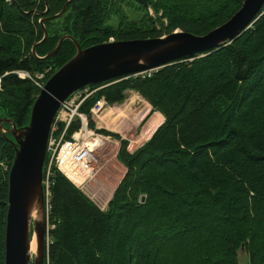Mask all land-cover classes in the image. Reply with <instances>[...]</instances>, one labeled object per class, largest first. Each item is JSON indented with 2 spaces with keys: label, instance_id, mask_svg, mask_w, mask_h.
<instances>
[{
  "label": "trees",
  "instance_id": "trees-1",
  "mask_svg": "<svg viewBox=\"0 0 264 264\" xmlns=\"http://www.w3.org/2000/svg\"><path fill=\"white\" fill-rule=\"evenodd\" d=\"M67 1L0 0V118L28 124L41 87L13 71L36 75L51 66L45 83L76 53L75 42L65 39L55 54L39 58L64 35L88 47L175 30L206 34L244 0H133L144 11L141 23L125 20L117 5L121 0H72L63 14L51 18ZM113 16L120 19L117 27L110 23ZM45 17L48 35L35 54ZM89 86L98 89L81 106L88 117L98 98L122 103L131 89L164 121L134 152L127 139L114 134L121 139L118 158L127 170L107 209L52 166L47 221L55 227L46 264H242V244L249 264H264V8L251 27L221 47L150 76ZM78 126L74 122L66 136ZM5 127L10 123L0 124V264H5L15 155ZM48 162L49 156L45 175Z\"/></svg>",
  "mask_w": 264,
  "mask_h": 264
},
{
  "label": "water",
  "instance_id": "water-1",
  "mask_svg": "<svg viewBox=\"0 0 264 264\" xmlns=\"http://www.w3.org/2000/svg\"><path fill=\"white\" fill-rule=\"evenodd\" d=\"M70 1L72 0H68L62 10L51 17L63 14ZM263 8L264 0H244L227 21L206 34L175 30L160 37L110 40L88 47H82L72 35H64L51 52L39 57L45 59L55 54L65 39H72L77 46L76 53L44 83L31 106L28 124L18 126L10 118H0V124L10 123V127H5L7 131H2L15 147L9 170L5 264H46L48 211L45 165L52 124L62 102L75 91L89 87L90 84L157 69L221 47L251 27ZM48 10L47 7L41 13L45 14ZM47 18L49 17L40 18V22L43 24ZM43 28L44 36L33 48L35 54L37 45L43 43L48 35L44 24ZM35 209L39 212L37 218L32 216ZM34 236L37 251L32 254L30 250ZM242 246L245 247V244Z\"/></svg>",
  "mask_w": 264,
  "mask_h": 264
},
{
  "label": "rangeland",
  "instance_id": "rangeland-1",
  "mask_svg": "<svg viewBox=\"0 0 264 264\" xmlns=\"http://www.w3.org/2000/svg\"><path fill=\"white\" fill-rule=\"evenodd\" d=\"M132 1L133 0H121L117 5L120 6L126 21L141 23L144 11ZM119 21V18L113 16L110 23L117 27ZM43 71L44 72H38L36 75L31 73V75H35V79H37L39 75H43L44 81L45 77L51 72V66L45 68ZM126 93L127 98L124 102L113 105L109 104L100 116L89 115L91 116L89 117V121L91 119L94 124L92 126L99 132L107 135L108 140L104 146L97 150V163L95 162V164H97V171L94 178L83 187L79 188L90 196L97 205L101 208L103 207V209L108 208L114 190L127 170V167L118 158V153L122 145L121 139L114 134L119 135L122 139H127L129 142L127 147L128 150L134 152L148 140V137H150L153 130H155V127L152 129H150V127L153 124H157L158 127L162 123L161 117H164L161 112L153 110L149 101L136 90L128 89ZM155 112L157 117H152ZM149 122H151V124L147 129L146 125H148ZM48 154L49 153H47V156ZM238 257L242 264H249L250 259L245 247L241 246L239 248ZM33 259L34 255L32 256V261Z\"/></svg>",
  "mask_w": 264,
  "mask_h": 264
},
{
  "label": "built area",
  "instance_id": "built-area-1",
  "mask_svg": "<svg viewBox=\"0 0 264 264\" xmlns=\"http://www.w3.org/2000/svg\"><path fill=\"white\" fill-rule=\"evenodd\" d=\"M150 12L153 13L151 8ZM110 40H114V38ZM154 70L149 69L134 75L142 77L150 76ZM13 72L21 78L32 79L38 87L42 88L44 85L43 75H39L35 79V76H32L27 70L18 69ZM97 89L89 86L75 91L70 98L62 102L55 115L48 142L50 164L45 177L47 211L49 209L48 200L52 166L61 171L77 187H83L96 174L97 164L95 162L97 161V150L106 144L108 136L89 125L88 114L81 111V106ZM108 105L104 96L98 98L90 109L91 116H100ZM74 122H79V126L71 133L70 137H67L66 135ZM54 227L55 224L47 221V245L51 241L49 232Z\"/></svg>",
  "mask_w": 264,
  "mask_h": 264
},
{
  "label": "bare ground",
  "instance_id": "bare-ground-1",
  "mask_svg": "<svg viewBox=\"0 0 264 264\" xmlns=\"http://www.w3.org/2000/svg\"><path fill=\"white\" fill-rule=\"evenodd\" d=\"M51 18H54V17H51ZM38 46V45H37ZM50 57V56H49ZM140 97V96H139ZM130 98V97H129ZM135 98V97H134ZM141 98V97H140ZM139 99V98H138ZM133 101H134V99H133ZM132 101V102H133ZM131 102V103H132ZM128 106V105H127ZM30 119H31V113H30ZM30 121V120H29ZM29 123V122H28ZM157 123V122H156ZM156 125L157 124H153L151 127H150V129H152V128H154V127H156ZM5 131H7L6 129H5ZM49 164H50V162H48V166H49ZM48 166H47V169H48ZM47 171V170H46ZM49 202V201H48ZM32 216H33V218H37L38 216H39V212L37 211V209H35L34 211H33V213H32ZM247 247V246H246ZM240 248V247H239ZM36 251H37V243H36V240H35V236H34V238H33V240H32V242H31V250H30V253H32V254H35L36 253ZM248 252V251H247ZM249 253V252H248ZM250 257V256H249ZM239 261V260H238Z\"/></svg>",
  "mask_w": 264,
  "mask_h": 264
},
{
  "label": "crops",
  "instance_id": "crops-1",
  "mask_svg": "<svg viewBox=\"0 0 264 264\" xmlns=\"http://www.w3.org/2000/svg\"><path fill=\"white\" fill-rule=\"evenodd\" d=\"M151 109H152V108H151ZM151 109H150V110H151ZM155 116L157 117L156 112L153 113L152 117H155ZM160 117H161V115H160ZM161 118H162L161 122H163L164 117H161ZM150 124H151V122H149L148 125H146V128H147V129L149 128V125H150ZM156 128H157V125H156V127H155L154 129L156 130ZM155 130H153V132H154ZM153 132L151 133V135L153 134ZM151 135H150V137H151ZM150 137H148V139H149ZM134 150H135V149H134ZM134 150H133V151H134ZM89 195H90V194H89ZM89 197H90V196H89ZM91 197H92V196H91ZM102 209H103V207H102Z\"/></svg>",
  "mask_w": 264,
  "mask_h": 264
}]
</instances>
